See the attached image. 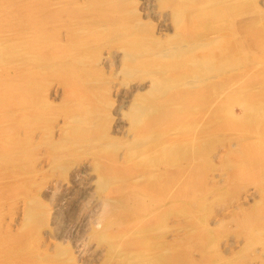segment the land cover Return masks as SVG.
I'll return each instance as SVG.
<instances>
[{"label":"rangeland","instance_id":"rangeland-1","mask_svg":"<svg viewBox=\"0 0 264 264\" xmlns=\"http://www.w3.org/2000/svg\"><path fill=\"white\" fill-rule=\"evenodd\" d=\"M52 1L42 6L41 0H0L1 40L18 38L35 30L41 34L44 30L52 35L47 41L51 42V52L59 43L66 45L67 49L57 61L71 63L77 58L87 57L86 54L90 55L89 60H84L82 73L78 77L72 78L54 70L45 74L38 98L45 100L48 108L40 124H31L19 114L18 117L14 115L25 102L22 90L9 94V101L7 97L0 99V137L7 144L5 151L0 150V264H122L112 248L100 243L93 234L101 232L104 220L112 215L113 220L125 221V224L137 214L149 217L155 209H162L163 199L135 192L132 188L127 190V195H121L124 202H119L121 197L116 193H101L96 181L98 163L95 148L68 147L61 150L60 146L63 144V128L71 115L75 114L73 108L76 105L70 100L74 89L80 82L98 80L96 89L105 102L98 118L100 141L107 144L109 140H114L118 145L114 146L117 150L113 149L117 156L112 164L116 167L125 164L124 155L128 154L125 142L132 139L130 119L125 112L128 111L133 88L146 81H141L140 73H122L111 59L122 41L121 32H113L108 37L93 41L84 40L82 34L85 28L91 26L92 29L100 23L102 26H124L131 30L139 27L166 39V35L168 38L176 32L177 28L174 29L177 26L172 19L171 9L163 6L161 0H120L111 11L102 2L90 6L99 0ZM246 3L241 12L245 13L235 15L238 18L234 16L231 22L233 30L239 33L236 37L239 36L238 39L246 47L239 51L237 58L240 60L235 61L234 69L229 67L231 70L227 73L247 77L256 71L259 77L247 84L248 88H235L231 100L227 105L225 103L227 114L224 115L231 113L235 122L226 116L216 122L222 123L225 119L226 123H236V130H231L234 132L229 135L232 138H224L222 133H209L211 141L203 146L208 158L205 161V176L200 183L203 184L202 193L198 188V191L194 190L195 193L192 191L194 195L189 198L166 199L164 206H171L173 213L169 215L168 223L159 228L160 238L170 243L164 250L172 256L175 264H264V166H259L260 160L248 159L250 150L245 149V145L251 141L252 144L253 141L257 144L262 142L264 135L248 133L251 130L242 128V121L238 119L236 122L238 115L244 113L241 104L249 103L247 96L251 91L259 90L258 93L264 90V79L261 77L264 73V0H248ZM247 12L249 14L245 15ZM103 16H106L105 20L97 22L98 17L102 19ZM41 17L42 21L36 24ZM199 19H196V23L205 21V17L204 20ZM177 32L182 33L181 30ZM252 37L255 41H251ZM39 52L43 56V52ZM14 54L7 60L9 63L0 61V80L8 73L18 75L19 72L15 70L18 65H26L24 53L15 51ZM3 67L8 68L9 72H2ZM11 99L15 100L14 104ZM213 123L209 122V127ZM231 131H225V135ZM13 132L16 135L14 141L10 142L9 135ZM171 134L174 133L168 130L161 136L166 144L170 142L169 146L175 144L173 137L177 138L176 133L175 136ZM170 138H173L172 141ZM170 152L173 153V149ZM99 160L108 164L107 158ZM167 168L175 171V168ZM179 182L181 180L173 187L184 185ZM184 205L188 206L189 211L177 210ZM116 208H120V211ZM117 225L111 227L118 233L122 230ZM206 238L211 242L203 245Z\"/></svg>","mask_w":264,"mask_h":264},{"label":"bare ground","instance_id":"bare-ground-1","mask_svg":"<svg viewBox=\"0 0 264 264\" xmlns=\"http://www.w3.org/2000/svg\"><path fill=\"white\" fill-rule=\"evenodd\" d=\"M246 1L248 0H161L163 6L171 9L172 19H174L173 21L177 26L175 29L173 28L174 30L177 28L176 32L168 38L166 35V39L153 35L151 32L142 30L139 27H134L131 30L126 29L124 26H102L98 23L92 29L91 26L85 28L86 30L84 29L82 34L84 37L82 38L86 41L108 37L113 32H115L114 34L121 32L122 41L118 45V49L114 51L111 59L115 61L122 73L131 75L132 72H137L142 75L141 81H146V83L133 88V94L130 95L132 99L128 111L125 112L130 119L129 129L132 133L130 134L132 139L125 142L128 154L126 153L127 156L124 155L126 162L121 167L112 164L117 156L114 150H117L115 147L118 144H115L114 140H109L107 144L100 141L98 118L102 112L101 106L105 102L99 94V90L96 89L98 80L80 82L70 96V100L76 105L73 108L75 114H72L68 119L65 124L66 127H62L64 137L60 149L63 150L68 147L72 149L95 148L98 163L96 166V181L101 193H116L121 197L119 202H124L121 195H127V190L132 188L135 192L147 193V195H153L152 197L163 199L162 201L166 205L167 198L181 200L194 195V190L198 191V188H200V192L202 191L201 185L203 184L200 183H202L205 176V168L207 167L205 161L208 158L203 151V146L211 141V134L209 135V133L217 132L216 134H224V138L230 137L229 135L236 130V123L235 125L234 123H226L225 119L222 123H219L226 116L224 115L226 113L225 103L227 105L228 100H231L237 88H243L244 86L248 88V85L259 77L256 71H253L247 77L227 73L231 70L229 67H235V61L239 59L237 55L244 47V43L238 39L239 36L236 37L239 33L233 30L231 22L235 15L245 13L242 14L241 12L244 10L243 7H246L249 3H246ZM41 2L44 6L48 3L51 4L53 1L41 0ZM99 2L104 3L106 8L109 7L108 9L111 11L113 5L120 2V0H99L96 4L90 6H97ZM249 12L245 15H248ZM204 17L205 21L196 23V19L203 18L204 20ZM105 18L106 16H103L102 19L98 17L97 22H101ZM42 19L41 17L40 20L36 21V24ZM245 19L248 20L249 18ZM258 20L260 21V19ZM46 21H44L45 24ZM174 23L173 25H175ZM260 25L259 27H261ZM178 30H181L182 33H178ZM262 31H264L263 27ZM26 32H29V30ZM41 34L39 30H35L18 36V38L12 37L11 40L3 41L0 39L1 62L6 61V63H9L10 61L7 62V60L15 56V51H19L25 54L26 64L21 66L19 64L18 69H15L19 72L18 75L11 76L8 73L1 78L0 99L7 97L6 100L9 101V94L22 90L25 94V102L19 106L18 113L14 115L18 117L19 114L31 124L33 122L40 124L47 112V102L38 98V90L45 74L49 70H54L75 78L81 75L84 60L90 59V55L86 54L87 57L77 58L71 63L57 61L58 58L62 57L66 45L59 43L58 46L55 45V51L51 52V42L47 41H50L52 35L46 34L44 30ZM233 37L235 38L233 39ZM252 38L251 41H255V38ZM40 39H42L41 47ZM54 43L56 44V42ZM56 50L59 51L56 52ZM39 51L43 52V56L40 55ZM244 69L246 68L244 67ZM7 70L8 68H5L2 72H9ZM262 74L261 77L264 79V73ZM257 91H251L250 95L247 96L249 103L242 102L244 104H241L240 108L243 109L244 113L238 115L236 122L238 119L242 121V128L247 129V131L251 130L248 133L255 132L257 135H264V90L261 89L260 92L256 93ZM14 101L11 99L12 104H14ZM12 104L10 103V105ZM111 105L108 104V106ZM237 105H240V103ZM226 110L229 111L230 109ZM261 114L263 117H261ZM16 117L14 116L15 119ZM226 117L228 120L231 119L235 122V118L231 117V113ZM218 120L219 122L216 124ZM209 122L214 123L209 127ZM168 130H170V133H174L171 135L175 136L176 133L177 138L173 137L176 139L174 140L176 146L174 143L171 144H174L173 146H169V140L172 141L173 138L167 141L168 144L165 143L166 141L161 140L163 133ZM228 130L234 131L226 136L225 131ZM15 132L9 135L11 136L9 138L10 142L14 141ZM181 132L183 136H181ZM178 134L180 135L178 136ZM255 139H257V136ZM6 145L5 140L0 137V150L6 149ZM121 145L122 143L119 144V146ZM245 147V149L250 150L248 159L251 158L256 162L260 160L259 166H264V140L258 144L254 141L252 144L251 141ZM172 149L173 153L170 152ZM100 158H107L108 164L101 163ZM166 166L175 168V171H169ZM183 178H185V182L182 181ZM179 180L184 185L182 184L180 188H174L173 185ZM164 205H160L161 210L158 209L157 211L155 209L151 216L144 217L137 214L126 224L125 221L116 222L113 220L114 215L107 217L104 220L103 230L101 229V232H96L93 236L100 243L112 248L113 254L120 258L122 264H175L172 256L164 250L168 248L170 243L168 244L160 238V229H162L160 227L164 226V223H168L169 215L173 213L170 209L171 206L166 207ZM177 210L181 212L189 211L186 205L179 207ZM118 211H120V208ZM27 219L29 221L28 217ZM117 223L120 225L119 229L122 230L118 233L113 231L111 227L114 224L117 225ZM23 228H25L24 225ZM203 241V245L207 244V241L208 243L211 242L208 238Z\"/></svg>","mask_w":264,"mask_h":264}]
</instances>
